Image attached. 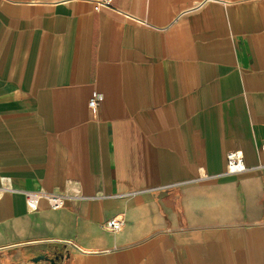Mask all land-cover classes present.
<instances>
[{"label":"crops","instance_id":"obj_1","mask_svg":"<svg viewBox=\"0 0 264 264\" xmlns=\"http://www.w3.org/2000/svg\"><path fill=\"white\" fill-rule=\"evenodd\" d=\"M95 1L0 0V264H264V0Z\"/></svg>","mask_w":264,"mask_h":264},{"label":"built area","instance_id":"obj_2","mask_svg":"<svg viewBox=\"0 0 264 264\" xmlns=\"http://www.w3.org/2000/svg\"><path fill=\"white\" fill-rule=\"evenodd\" d=\"M112 0H97L95 1V9L102 6H109ZM100 101L98 94H94L89 100V107L96 109ZM261 150L264 155V143L261 145ZM264 167V164L258 166ZM245 164L244 153L242 150H231L227 153V174L234 175L242 173L247 170ZM25 196L26 210L33 213L38 210L39 204L42 200H46L52 209H59L65 205L67 198H82L83 193L80 187H75L72 191L68 192H49L46 190H24L22 191ZM124 214H119L109 218L106 221L107 227L113 230H120L125 224Z\"/></svg>","mask_w":264,"mask_h":264},{"label":"water","instance_id":"obj_3","mask_svg":"<svg viewBox=\"0 0 264 264\" xmlns=\"http://www.w3.org/2000/svg\"><path fill=\"white\" fill-rule=\"evenodd\" d=\"M62 258H63L62 255H59V254L54 255V257H51L50 255L41 254V255L35 257V260L47 259V260H50L51 262L55 263L58 260H62Z\"/></svg>","mask_w":264,"mask_h":264}]
</instances>
